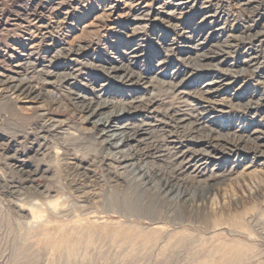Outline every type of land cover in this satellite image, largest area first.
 <instances>
[{"label":"rangeland","instance_id":"obj_1","mask_svg":"<svg viewBox=\"0 0 264 264\" xmlns=\"http://www.w3.org/2000/svg\"><path fill=\"white\" fill-rule=\"evenodd\" d=\"M88 104L137 134L102 145ZM119 150L192 199L138 251L80 229ZM0 264H264V0H0Z\"/></svg>","mask_w":264,"mask_h":264},{"label":"bare ground","instance_id":"obj_2","mask_svg":"<svg viewBox=\"0 0 264 264\" xmlns=\"http://www.w3.org/2000/svg\"><path fill=\"white\" fill-rule=\"evenodd\" d=\"M78 97H81V94ZM82 108L83 111L90 112L88 119L101 115L99 119L95 120L94 129H97L96 137L97 139H102V145L106 144L110 148L114 147L115 149H119L121 148L120 142H126L132 135L137 134L136 129L133 131V134H130V132H127V125L123 124L121 126L115 124L119 115H117V118L113 112L103 115L101 111V108H103L102 105L91 109V104H88L83 105ZM172 118L174 121L177 117ZM184 120L185 118H178L175 121L179 123ZM194 125H197V122L194 121L187 126L193 129L196 128ZM120 150L118 153L121 155H115L114 157L118 170L116 171V176L119 179H125L127 185L124 189L115 192L113 195L114 197L110 205L111 210L104 208L103 210H92L88 212L86 216L88 222L86 225H81L80 229L87 233L89 230L88 224H92L94 228V224L89 221V218H92L94 219L93 222L95 225H97L95 233H100L102 225H104L102 223L103 221L100 220L106 216L113 215V217H118L119 220L112 221L111 227L102 235H95V233L93 235L92 230L90 240L93 239L94 241H99L102 245L108 244L120 250L128 249L130 251H138L149 247L150 244L155 245L151 237L152 235L155 236L156 233L159 236L167 237L169 232L166 231V223L183 222L192 206V199L186 198L183 188H180L179 185L173 182L175 177L173 173L170 174L167 171L161 172L148 165L138 164L133 161L136 158L135 154ZM212 187L210 184L207 185L205 194L209 193ZM205 194L196 193L199 199H203ZM174 203H178V207ZM144 222L154 227L149 228L148 231L139 229L138 225H143ZM131 223L135 227L131 226ZM245 223L243 218L238 217L234 219V222L230 224V227L234 228V231L232 230L233 234L241 233L238 230L240 225H245ZM182 236H186V239L188 238L186 234ZM182 236L180 238L173 237L174 239H172L170 244L173 251L186 240ZM166 240L168 239L166 238ZM71 242L76 244L78 241L73 239ZM219 255L227 257V259L234 262L240 254L232 253L229 248H226Z\"/></svg>","mask_w":264,"mask_h":264}]
</instances>
